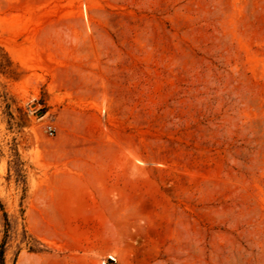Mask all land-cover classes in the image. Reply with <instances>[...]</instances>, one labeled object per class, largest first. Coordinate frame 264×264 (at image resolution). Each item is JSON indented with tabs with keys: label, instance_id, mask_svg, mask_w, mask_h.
Returning <instances> with one entry per match:
<instances>
[{
	"label": "rangeland",
	"instance_id": "1",
	"mask_svg": "<svg viewBox=\"0 0 264 264\" xmlns=\"http://www.w3.org/2000/svg\"><path fill=\"white\" fill-rule=\"evenodd\" d=\"M2 248L264 264V0H0Z\"/></svg>",
	"mask_w": 264,
	"mask_h": 264
},
{
	"label": "trees",
	"instance_id": "2",
	"mask_svg": "<svg viewBox=\"0 0 264 264\" xmlns=\"http://www.w3.org/2000/svg\"><path fill=\"white\" fill-rule=\"evenodd\" d=\"M3 256H4V251H3V248H2V249L0 250V262H1V263H3V261H4Z\"/></svg>",
	"mask_w": 264,
	"mask_h": 264
},
{
	"label": "built area",
	"instance_id": "3",
	"mask_svg": "<svg viewBox=\"0 0 264 264\" xmlns=\"http://www.w3.org/2000/svg\"><path fill=\"white\" fill-rule=\"evenodd\" d=\"M48 130L50 131V133H53L55 128H54V126L49 125Z\"/></svg>",
	"mask_w": 264,
	"mask_h": 264
},
{
	"label": "bare ground",
	"instance_id": "4",
	"mask_svg": "<svg viewBox=\"0 0 264 264\" xmlns=\"http://www.w3.org/2000/svg\"><path fill=\"white\" fill-rule=\"evenodd\" d=\"M104 264H106V263H104Z\"/></svg>",
	"mask_w": 264,
	"mask_h": 264
}]
</instances>
